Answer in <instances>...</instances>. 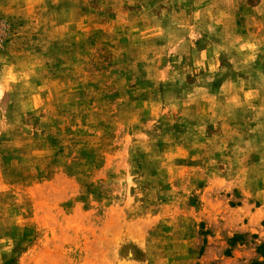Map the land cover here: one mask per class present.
<instances>
[{"label":"rangeland","instance_id":"obj_1","mask_svg":"<svg viewBox=\"0 0 264 264\" xmlns=\"http://www.w3.org/2000/svg\"><path fill=\"white\" fill-rule=\"evenodd\" d=\"M0 264H264V0H0Z\"/></svg>","mask_w":264,"mask_h":264}]
</instances>
